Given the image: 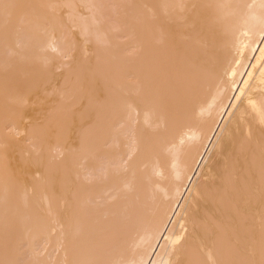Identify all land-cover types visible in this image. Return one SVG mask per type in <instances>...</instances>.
Wrapping results in <instances>:
<instances>
[{
    "label": "bare ground",
    "instance_id": "obj_1",
    "mask_svg": "<svg viewBox=\"0 0 264 264\" xmlns=\"http://www.w3.org/2000/svg\"><path fill=\"white\" fill-rule=\"evenodd\" d=\"M108 1L0 0V264H264V0Z\"/></svg>",
    "mask_w": 264,
    "mask_h": 264
},
{
    "label": "rangeland",
    "instance_id": "obj_2",
    "mask_svg": "<svg viewBox=\"0 0 264 264\" xmlns=\"http://www.w3.org/2000/svg\"><path fill=\"white\" fill-rule=\"evenodd\" d=\"M112 1V0H111ZM110 0L108 1L109 2V4H112V3H110L111 2ZM115 1H117V0H115ZM102 2H103V0H102ZM107 2V1H106ZM114 2V1H113ZM105 2H103V4H104ZM102 4V5H103ZM106 5V4H105ZM104 6V5H103ZM108 8H111L110 6L111 5H106ZM112 6H115V5H113L112 4ZM105 7V6H104ZM113 8V7H112ZM107 9V8H106ZM108 13H109V10H106ZM114 11H115V8H114ZM113 12V11H112ZM129 14V13H128ZM112 15H114V13L112 14ZM125 16H127V14L125 15L124 14V17ZM123 17V16H122ZM126 20V19H125ZM112 22H113V20H111ZM70 39V38H69ZM68 39V40H69ZM120 39V38H119ZM119 39H117L119 42H120V40ZM71 40V39H70ZM66 43V42H65ZM65 46V48H66V46H67V43L64 45ZM68 47V46H67ZM105 48H106V50L109 48H107L106 46H105ZM109 50V49H108ZM107 50V51H108ZM103 53V52H102ZM77 55L80 57L81 56V54H78L77 53ZM101 55V54H100ZM81 58V57H80ZM67 67L69 68L70 67V65H67ZM65 68H66V66H65ZM67 69V68H66ZM63 70H65L64 68L62 69L61 68V70H59V69H57L54 73H51L50 75V79L52 80L51 82H49V83H47V85L45 86L46 88V92H50L51 93V89H50V87H51V85L53 86H55V85H58L59 86V84H61L62 83V81L64 80V76L63 75H60V74H64V71ZM63 71V72H62ZM22 75H24V76H22ZM53 75V76H52ZM57 75H60V77H58ZM22 76V78L24 77V80L26 79V77H27V75L25 76V74H20L19 75V77H21ZM55 76V77H54ZM28 78V77H27ZM57 78H58V80H57ZM57 80V81H56ZM62 80V81H61ZM20 81H21V78H20ZM27 81V80H26ZM60 81H61V83H60ZM30 82L32 83L33 82V80L31 81L30 80ZM30 82H29V84H30ZM55 82V83H54ZM22 83H24V82H22ZM26 83H28V82H25L24 84H26ZM18 85L20 86V84L18 83ZM49 85V86H48ZM26 86H29L28 84L26 85ZM22 87V86H21ZM20 88V87H19ZM48 88V89H47ZM20 89H22V88H20ZM48 92V93H49ZM35 101H36V99H34ZM173 100V99H172ZM172 100L171 99H169V100H167V104H165V106H166V110H167V112L171 115H174L175 113H176V111L177 110H179L178 108L180 107V105H181V100H179V102L175 99V100H173L174 102H177V103H174V102H172ZM172 103H174V104H172ZM9 105H11V104H7L6 106V108H5V106H4V108L6 109V111L4 110V108L2 107V108H0L1 110H4V112H1V110H0V112L4 115V116H2L1 114H0V118H2V117H5L7 114H8V116H6L7 118L10 116V112H12L14 109H16L17 108V105L16 104H13L14 105V107L13 106H11V107H13V110H12V108H11V110L10 111H8L7 110V108L9 109ZM169 105V106H168ZM177 105H179V107L177 106ZM171 107H175L174 108V110H173V108L171 109ZM176 107H177V109H176ZM169 109H171L170 111H169ZM176 109V110H175ZM172 110L175 112H172ZM8 111V112H7ZM4 113H6V114H4ZM75 130H77V129H75ZM73 131L72 132V134L70 135V137H71V139H70V141L72 142V143H74V144H77L78 142V136H79V132H80V130L78 131ZM10 130H8V129H6V130H3V132H5V133H7V132H9ZM78 132V133H77ZM5 133H3V134H5ZM75 133V134H74ZM163 131H159L158 133H157V135L154 137V136H152L151 137V139H150V141L147 143V152L148 153H151V151H149V150H152L153 152H154V150H153V147H154V149H156V146H158V144H156L157 142V140L159 141L160 139H161V137L163 136ZM74 135H76L75 136V139H74ZM73 136V137H72ZM154 137V138H153ZM152 141V142H151ZM26 144H27V142H25ZM24 143V141H22L21 142V144L22 145H26ZM159 143V142H158ZM149 144H151L150 146H149ZM145 148V147H144ZM14 148H8V154L10 155V158L11 159H13V158H16V157H19L21 154H20V152H19V150H15ZM18 151V152H17ZM12 152H13V155H12ZM11 153V154H10ZM15 153H16V155H15ZM16 156V157H15ZM142 167H139L138 169L142 172L143 170V168L141 169ZM140 171H139V173H138V175H140ZM26 176H27V178L29 179V181L27 180V178H26ZM32 175L31 174H26L25 176H24V178H25V183L24 184H26V185H30L31 183H32ZM30 178H31V180H30ZM31 182V183H30ZM18 221H19V219H18ZM17 220L15 221V222H12L13 224L11 225V227L10 228H8L9 229V233L12 235V232L11 231H13V227H14V231L16 230V229H18V225L19 224H17V222H18ZM14 223L17 225V227H15V225H14ZM10 229H11V231H10ZM8 232V231H7ZM14 233H15V235H14ZM16 233H18V231H15V232H13V236L15 237L16 236ZM13 236H11V237H13ZM14 241H15V239H16V237L15 238H12ZM17 246V245H16ZM21 246V245H20ZM14 248L15 247V245L14 246H9V248L8 247H6V248H8V249H6V248H3V250L1 249V253H0V260H5L6 258H8V256L7 255H9L10 256V254H9V252H12V253H20L21 251H19L22 247V249L21 250H23L24 249V247H25V245L24 244H22V246L21 247H19V249H18V252H16L15 250L17 249H14V251L12 250V248ZM5 249H6V251H7V253H6V251H5ZM26 249V248H25ZM11 250V251H10ZM2 252L4 253L5 252V254H4V257L2 256ZM1 256H2V258H4V259H1Z\"/></svg>",
    "mask_w": 264,
    "mask_h": 264
}]
</instances>
